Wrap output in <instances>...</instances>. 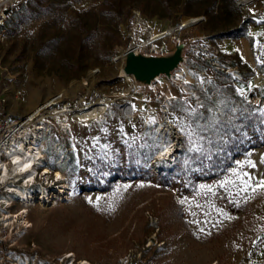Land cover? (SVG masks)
I'll return each instance as SVG.
<instances>
[{
    "label": "rangeland",
    "instance_id": "374dc122",
    "mask_svg": "<svg viewBox=\"0 0 264 264\" xmlns=\"http://www.w3.org/2000/svg\"><path fill=\"white\" fill-rule=\"evenodd\" d=\"M239 1L11 5L0 98L24 119L62 96L35 120L52 174L33 191L66 190L52 202L35 196L28 232L0 227V264H264V1ZM192 18L200 21L141 48L169 57L185 43L174 76L185 71L186 84L122 75L128 48ZM105 98V115L90 122L62 117L63 126L51 115ZM167 147L174 158L160 162Z\"/></svg>",
    "mask_w": 264,
    "mask_h": 264
},
{
    "label": "bare ground",
    "instance_id": "6f19581e",
    "mask_svg": "<svg viewBox=\"0 0 264 264\" xmlns=\"http://www.w3.org/2000/svg\"><path fill=\"white\" fill-rule=\"evenodd\" d=\"M244 1L251 2L255 0H244ZM191 21L197 23L200 20L198 18H192L184 23H181L180 28L175 29V27H169L161 32L155 33L153 37H150L148 39V41H143L142 44H133L128 49H132L135 54H144L146 56H151L149 54H145L141 50V48L147 45L154 44L158 41H161L162 39L171 38L175 32L188 28L189 27L188 23ZM240 48L242 53L244 54L245 53L244 48L242 46ZM126 51L121 56V59L123 61L122 66L125 62L124 57ZM122 75L131 77V75H128L123 71V67H122ZM178 76H183L180 78V82L182 84L184 83L186 84L188 82L185 71L179 74ZM159 78L160 77L158 76L156 79ZM173 78H175V76H173ZM83 83L87 84L86 79L83 80ZM61 97L62 96L57 95L51 98L43 106L34 109L29 114L28 117H30V119H28L29 121H27L25 127L21 128L20 131H18L15 134L14 144L17 147L14 146L13 149H9L8 152H6V159H8L9 161L5 162L4 160L0 159V190L7 193L8 192L15 193L20 198H22V202L19 201L21 207L16 211L11 210L13 209L12 208L13 203L10 201V199L5 198L4 203H0V211H2L4 217L6 218L5 220L7 221L6 227L12 231H14L17 228L19 229L22 228L23 232L26 233L29 231V228L31 227V224L28 221L27 216L29 214V208L31 205L35 203L36 198L31 191L22 190L21 186H25L29 182H32V184H34L39 176L44 177V183H43L44 186L49 185L50 183L49 174H52V171L50 170V168L43 166L44 159L42 158L43 138H42V133L40 131L41 130L43 131L44 127H41V124H39V126L34 124L36 118L41 116V112L45 109L55 106L60 101ZM170 99L173 100V97L171 96V94H168L167 102H169ZM107 101L111 102V100L105 98L103 100H99L97 102L91 103L86 107H82L78 112L77 110H72L67 106H63L60 109H56L55 113L53 112V114L51 115L52 116L54 115L60 121L62 117H65L67 119L74 118L78 122H90L99 119L100 117H103L105 115L107 110L106 107ZM124 109L127 114H131L134 111L132 105H128ZM61 123L63 126L65 125V122L63 120L61 121ZM33 129L36 131H34ZM171 152H172V148L167 147L163 152H161L160 157L161 158L165 156L167 157ZM39 168L43 169L42 173L39 171ZM54 178H56V180L54 179V181H58L57 183H59V181L63 179V174L59 170H56L54 171ZM24 179L26 181V184L24 182ZM65 190H66V186L64 185L58 187L57 193H54L51 190L49 191L47 188H45V191L48 192L46 193L44 191L45 192L44 193L42 191V195H41L42 197L41 196L38 197L52 202L53 199L56 198L58 193L60 194L64 193ZM3 204H6L5 207H2ZM80 264H90V263L84 260L81 261Z\"/></svg>",
    "mask_w": 264,
    "mask_h": 264
},
{
    "label": "built area",
    "instance_id": "2783aa9c",
    "mask_svg": "<svg viewBox=\"0 0 264 264\" xmlns=\"http://www.w3.org/2000/svg\"><path fill=\"white\" fill-rule=\"evenodd\" d=\"M15 1H17V0H0V36L2 35V32L4 31L3 27L9 18L11 5ZM246 3H249V1L246 2L244 0H240L238 2V5H245ZM187 59H188L187 56L183 52V62L180 63V66L183 65L185 62H187ZM180 66H179V68H180ZM179 68H177L176 70H179ZM222 70L226 71V69H222ZM174 72L172 73L170 79H173ZM175 76L178 78L177 75H175ZM0 102L2 103V104H0V159L4 160L5 162H8L9 160L6 159V152H8L9 149H13L14 146H16L14 144L15 134L18 131H20L21 128L25 127V124L27 123V121H29L28 119H30V117H26L24 119H14L9 112L5 111L6 101L4 99L0 98ZM44 129H45V127H44ZM42 138H43V131H42ZM42 158L45 159L44 158V152H42ZM39 171L42 173L43 169L39 168ZM25 179H24V182L26 184ZM38 185L39 184L36 180V182L34 184H32V182H29L27 185L21 186V188L24 191H31L32 194L36 197L37 196L40 197L42 195V192H39L37 195V193L35 191H33L34 189L38 188ZM3 193L5 194V196L0 197V203H4L5 198H8L13 203L12 208H14L15 204H17V203L19 204V201L22 202V198H20L15 193H9V192L8 193L3 192ZM5 205L6 204H3L2 207H5ZM5 219L6 218L4 217L2 211H0V227L8 229L6 227L7 221ZM7 236H8V233L6 232L5 233V239H7ZM5 239L4 240L1 239V241L5 242L6 241Z\"/></svg>",
    "mask_w": 264,
    "mask_h": 264
},
{
    "label": "water",
    "instance_id": "95a60500",
    "mask_svg": "<svg viewBox=\"0 0 264 264\" xmlns=\"http://www.w3.org/2000/svg\"><path fill=\"white\" fill-rule=\"evenodd\" d=\"M194 24L196 22L188 23L189 26ZM180 26L181 24L177 23L175 29L180 28ZM186 46L185 43H178L175 52L169 57L135 54L132 49H128L125 54L123 71L143 84H151L158 76L162 75L170 78L172 73L179 68L180 63L183 62V52Z\"/></svg>",
    "mask_w": 264,
    "mask_h": 264
},
{
    "label": "snow or ice",
    "instance_id": "6c2138e0",
    "mask_svg": "<svg viewBox=\"0 0 264 264\" xmlns=\"http://www.w3.org/2000/svg\"><path fill=\"white\" fill-rule=\"evenodd\" d=\"M254 166V165H252ZM249 179H251V177H249ZM228 183H232V181H228ZM242 183L244 184L245 188L248 187V184H247V181H242ZM221 186H224L223 184ZM202 188L206 187L204 185H201ZM257 187H260V188H264V180H260L257 182ZM91 202V201H90Z\"/></svg>",
    "mask_w": 264,
    "mask_h": 264
},
{
    "label": "trees",
    "instance_id": "16d2710c",
    "mask_svg": "<svg viewBox=\"0 0 264 264\" xmlns=\"http://www.w3.org/2000/svg\"><path fill=\"white\" fill-rule=\"evenodd\" d=\"M229 37H231V35H228ZM235 149V148H234Z\"/></svg>",
    "mask_w": 264,
    "mask_h": 264
}]
</instances>
